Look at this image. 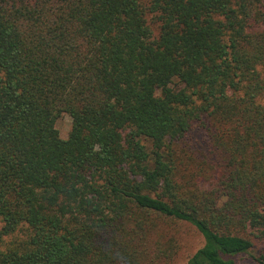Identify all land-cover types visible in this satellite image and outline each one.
Here are the masks:
<instances>
[{"label":"trees","instance_id":"1","mask_svg":"<svg viewBox=\"0 0 264 264\" xmlns=\"http://www.w3.org/2000/svg\"><path fill=\"white\" fill-rule=\"evenodd\" d=\"M184 225L185 264L264 245V0H0V264H176Z\"/></svg>","mask_w":264,"mask_h":264},{"label":"rangeland","instance_id":"2","mask_svg":"<svg viewBox=\"0 0 264 264\" xmlns=\"http://www.w3.org/2000/svg\"><path fill=\"white\" fill-rule=\"evenodd\" d=\"M56 127L62 138L66 139L72 128V119L69 115L63 116L57 121ZM24 237L22 232H18L14 236L7 237L3 242H0V249L4 250L12 241L19 240ZM178 242L180 245V255L176 264H185L188 258L202 246L203 240L194 228L189 225L180 226L178 234ZM264 260V245L256 243L251 255H242L237 258V264H259L258 258Z\"/></svg>","mask_w":264,"mask_h":264}]
</instances>
